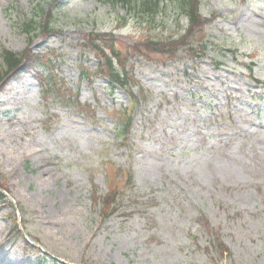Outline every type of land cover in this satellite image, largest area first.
Here are the masks:
<instances>
[{
    "label": "rangeland",
    "instance_id": "obj_1",
    "mask_svg": "<svg viewBox=\"0 0 264 264\" xmlns=\"http://www.w3.org/2000/svg\"><path fill=\"white\" fill-rule=\"evenodd\" d=\"M200 2L195 57L149 58L133 50L141 39L187 31L173 7L142 26L111 0H0V52H53L64 98L22 71L0 89V264H264V0ZM48 14L55 35L28 45L23 22ZM96 31L145 91L124 143L128 94L85 50ZM109 189L105 219L92 195ZM12 203L35 250L4 244Z\"/></svg>",
    "mask_w": 264,
    "mask_h": 264
},
{
    "label": "trees",
    "instance_id": "obj_2",
    "mask_svg": "<svg viewBox=\"0 0 264 264\" xmlns=\"http://www.w3.org/2000/svg\"><path fill=\"white\" fill-rule=\"evenodd\" d=\"M49 1L51 6L57 5L60 0H40L41 2ZM115 5L119 4L122 8L128 10L129 13H133L132 21L139 25H150L157 21V18L167 9L173 7L178 17L183 16L187 21V31L178 36L176 39L170 38L168 40L147 38L140 40V42L133 49L136 54L141 53L143 56L151 58L152 55H166L173 57L179 50L185 49L187 55L194 58L190 52H195L194 43L203 45L204 41V22L200 13V0H111ZM53 3V4H52ZM39 7V8H38ZM37 10L41 11V4H38ZM42 12V11H41ZM52 13V10L50 11ZM43 14V12H42ZM43 24L37 23L35 18L27 19L23 22V33L25 34L28 45L39 36H51L55 34V21L50 14L43 15ZM106 37L104 33L90 32L86 38L85 50L91 51L96 55L98 59L99 73L109 79L112 83L117 84L120 87L129 91L133 98L134 110L131 112L123 111L124 118L120 119L119 135L125 137L124 141L128 140L134 117L137 112V108L145 101V91L141 87L137 80L129 76L127 67H123L120 59V52L113 47H105L103 45V38ZM190 42L193 43L190 45ZM28 50L21 54L14 53L10 50L2 49L0 52V89L9 81L10 78L15 77L17 69L21 68L25 71H29V67L32 68V72L36 75L39 83L43 89V96L51 97L54 100L60 99L61 103H64V98H61L60 92V79L57 75V69L55 64L58 62V57L54 56L53 52L43 53H31L27 56ZM28 57V59H27ZM28 61H25V60ZM82 78L91 79L90 73L87 69L81 70ZM72 101H75V96L72 97ZM69 101L65 105L69 106ZM127 112V113H126ZM127 137V138H126ZM4 191L8 190L0 180V205L5 203ZM118 192L115 190L108 191L104 196H99L98 192H93L92 201L96 206L101 204V214L103 217L109 218L114 212L117 205ZM20 213L23 215L20 206ZM11 220V233L10 239L13 238V243L19 239L25 243L30 249H35V246L30 244L25 238L18 225L15 210L10 217ZM213 245H217L214 243ZM218 246V245H217ZM220 249L221 247L218 246ZM51 264H58L57 260H51Z\"/></svg>",
    "mask_w": 264,
    "mask_h": 264
}]
</instances>
